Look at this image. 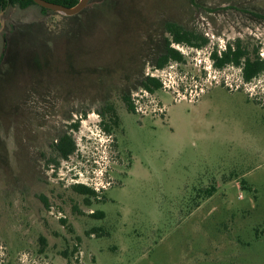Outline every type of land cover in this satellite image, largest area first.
<instances>
[{"label":"rangeland","instance_id":"rangeland-1","mask_svg":"<svg viewBox=\"0 0 264 264\" xmlns=\"http://www.w3.org/2000/svg\"><path fill=\"white\" fill-rule=\"evenodd\" d=\"M134 9L129 23L113 19L114 34L94 55L73 51L74 39L44 54L37 41L45 71L23 79L17 68L12 95L1 88L0 264H264V72L246 82L242 64L217 69L210 57L239 39L264 61V0H145ZM59 20L37 6L7 8L0 52L11 26L48 22L52 34ZM164 21L208 44H172L182 60L154 68ZM106 23L80 42L94 46ZM149 27L154 37L140 35ZM124 46L130 57L145 46L132 71L161 83L130 92L134 113L116 95L121 79L104 73L103 53L120 60ZM21 84H30L24 93ZM106 103L119 118L110 132L98 113ZM63 132L76 151L55 165L52 143ZM77 184L101 189L90 206Z\"/></svg>","mask_w":264,"mask_h":264},{"label":"trees","instance_id":"trees-1","mask_svg":"<svg viewBox=\"0 0 264 264\" xmlns=\"http://www.w3.org/2000/svg\"><path fill=\"white\" fill-rule=\"evenodd\" d=\"M44 1L71 8L77 5L80 0ZM92 1L93 3L97 4L101 3L103 6L96 7L90 11L86 8L78 15L72 17H65L59 15L58 13H54L39 7L40 11L44 15L49 14L50 16L60 17V20L58 21L59 23L57 22L53 27L50 28L55 30L52 34H50V32L46 31L44 28V25L48 27V22L42 24L36 23L34 25L12 26L9 34L5 36L2 45V51L0 53V92L2 88L3 92H8L9 95H12L11 90H14L12 88V77L14 76V70L17 68L22 70L23 79H30V75L36 76L45 71L38 65V62L40 61L39 55L36 53V49L33 48L37 41L40 46L38 47V50H42L44 54L48 49H53L56 51L65 49V51H67V43L72 39H74L73 51L77 52V50L79 51V47H81L87 49L89 53L93 54L97 50H101L103 48L104 44L106 43L105 38H108V36L114 34L115 23L113 22V19L117 20V23L119 22L120 24L129 23L132 19V15L135 12V5L145 2V0H90V2ZM31 6L37 5H35L32 0H0V13L7 7L24 10ZM84 14H86V16H84ZM83 16L85 20L83 19ZM257 17L264 23V14L257 15ZM107 21L109 24L106 23L104 28H102L103 30L98 36L100 40H98L94 46L89 48L85 46V42H80L83 39V36L84 39L94 36V34L98 32V29L101 28L100 23ZM150 27L142 31L140 35H144V37L147 38L154 37L153 32L155 30L152 31ZM158 27L162 30L163 36L166 35L167 37L162 39L160 44L156 45L157 47L154 46L155 44L152 45V51L154 52L153 55L156 54L153 64L154 68L161 70L171 61L180 62L182 60L180 53L171 47L172 44L183 45L193 49H202L208 44V40L201 34H198L192 29H186L176 22L164 21L163 23L158 24ZM21 42L24 44L27 43V47H22ZM126 42L127 41H124V44H126ZM144 48L145 46H141L140 51L138 53H133V55L130 57L126 54L128 50H126L124 46V48H122L124 51V56L120 60L113 59L112 56H110L111 54L107 56L103 53V56L109 57L107 59L110 61L109 70H106L104 73L107 72L105 74L107 77H112V75L115 74V76L118 75V77L121 79V86L118 88L119 91L116 93V95L123 102L129 113H134V106L130 97V92L132 90L141 88L144 92L154 93L161 88V83L157 79L148 76L143 77L142 71L137 72L136 74H134L132 71L133 56L138 57L141 53V50H144ZM73 51L72 54L74 53ZM210 57L213 60L214 66L219 69L224 68L228 64H232L234 66L242 64V75L246 82H249L264 72V61L259 58L258 50L256 49L252 52H249L248 48L242 44L239 39L235 40L233 43H228L226 50L222 53L217 54V52H214L210 54ZM66 62L68 63V60H66ZM119 65L123 66L119 67V69L115 68V66ZM126 65H130V69L127 68ZM66 70L73 73L81 72L79 70L74 72L75 69L72 67H66ZM89 72H91L90 74L95 75L94 71L90 70ZM64 74L65 69L56 71L55 75L57 77L58 83L62 81ZM134 76H138L137 79ZM102 78L103 76L100 77V80ZM29 86L30 84H21L19 85V90L24 93L23 89H27ZM62 90L64 92L63 88ZM66 92H68V90H66ZM102 101H109V99H104ZM17 106L18 103H16V110L18 109ZM1 111L2 109L0 108V112ZM98 113L102 122L104 121L105 123V120L108 121L107 124L103 123V129L106 132H110L112 127L118 128L119 118L112 103L104 104L102 110ZM72 128L76 129L77 126L73 125ZM52 144H54L52 149L55 153V159H50L49 162L55 165H58V161L60 160H67L76 151L74 140L65 132L61 133V135H59ZM72 189L77 194L84 196L85 204L90 206L89 200L90 198H94L96 194L92 188L86 187V185L77 184L74 185ZM213 192V187L205 191L209 197ZM91 216H101V213H93ZM61 222L63 224L65 223L64 220H61ZM99 232H101V230L96 229V233Z\"/></svg>","mask_w":264,"mask_h":264},{"label":"water","instance_id":"water-1","mask_svg":"<svg viewBox=\"0 0 264 264\" xmlns=\"http://www.w3.org/2000/svg\"><path fill=\"white\" fill-rule=\"evenodd\" d=\"M35 5L43 9L58 13L65 17H72L78 15L81 11L87 8L90 0H80L77 5L71 8L63 7L53 3L46 2L44 0H32Z\"/></svg>","mask_w":264,"mask_h":264},{"label":"flooded vegetation","instance_id":"flooded-vegetation-1","mask_svg":"<svg viewBox=\"0 0 264 264\" xmlns=\"http://www.w3.org/2000/svg\"><path fill=\"white\" fill-rule=\"evenodd\" d=\"M7 8H9V7H7ZM7 8H6V9H7ZM40 8H41V7H40ZM6 9H5V10H6ZM5 10H4V11H5ZM4 11H2V12H4ZM2 12L0 13V17H1ZM51 12H52V11H51ZM1 27H2V25H1V21H0V29H1ZM2 28H3V27H2ZM11 28H12V26L10 27V29H11ZM10 29H9V31H10ZM6 35H7V34H5V33L2 35V36H3L2 45H3V42H4V39H5V36H6ZM1 51H2V50H1ZM0 53H1V52H0ZM215 68H216V67H215ZM217 69H219V68H217Z\"/></svg>","mask_w":264,"mask_h":264},{"label":"built area","instance_id":"built-area-1","mask_svg":"<svg viewBox=\"0 0 264 264\" xmlns=\"http://www.w3.org/2000/svg\"><path fill=\"white\" fill-rule=\"evenodd\" d=\"M132 101H133V103L136 102L133 98H132ZM90 188H92V189L94 190L95 193H99L100 190H101V189H98V188H96V187H94V188H93V187H90Z\"/></svg>","mask_w":264,"mask_h":264}]
</instances>
